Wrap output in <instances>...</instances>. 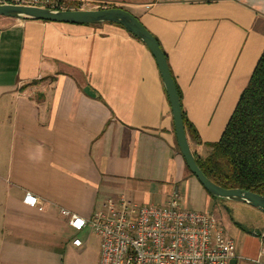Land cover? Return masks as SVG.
Here are the masks:
<instances>
[{
  "label": "crops",
  "instance_id": "obj_1",
  "mask_svg": "<svg viewBox=\"0 0 264 264\" xmlns=\"http://www.w3.org/2000/svg\"><path fill=\"white\" fill-rule=\"evenodd\" d=\"M50 1L121 8L140 21L166 55L202 143L191 151L202 155L264 50V0ZM196 181L144 44L110 23L0 17V264H65V251L83 242L72 244L76 231L61 210L89 218L120 195L165 205L184 186L204 191ZM25 193L41 205H24ZM260 232L237 236L234 264H264Z\"/></svg>",
  "mask_w": 264,
  "mask_h": 264
},
{
  "label": "built area",
  "instance_id": "obj_2",
  "mask_svg": "<svg viewBox=\"0 0 264 264\" xmlns=\"http://www.w3.org/2000/svg\"><path fill=\"white\" fill-rule=\"evenodd\" d=\"M2 1L56 6L50 0ZM22 202L30 208L41 205L31 193H25ZM60 213L74 231L88 228L99 238L97 264H229L233 258L235 242L225 236L218 218L208 211L182 208L176 190L165 205H141L120 195L107 198L89 218L66 210ZM72 244L79 247L82 243L75 239Z\"/></svg>",
  "mask_w": 264,
  "mask_h": 264
},
{
  "label": "trees",
  "instance_id": "obj_3",
  "mask_svg": "<svg viewBox=\"0 0 264 264\" xmlns=\"http://www.w3.org/2000/svg\"><path fill=\"white\" fill-rule=\"evenodd\" d=\"M55 4V9L77 8L74 3ZM176 90L180 99L177 87ZM182 120L190 149L202 145L183 111ZM205 148L203 155L191 152L208 180L224 189H242L264 196V50L220 139L205 144Z\"/></svg>",
  "mask_w": 264,
  "mask_h": 264
},
{
  "label": "water",
  "instance_id": "obj_4",
  "mask_svg": "<svg viewBox=\"0 0 264 264\" xmlns=\"http://www.w3.org/2000/svg\"><path fill=\"white\" fill-rule=\"evenodd\" d=\"M0 17L15 20H34L52 23L98 25L104 23L122 27L127 33L139 40L148 49L161 76V80L171 108L174 134L177 147L188 171L195 177L205 192L214 198L242 203L264 214V196L242 189H224L210 180L197 167L186 138L180 99L168 64L154 36L129 12L121 8H101L96 10H63L28 5H17L0 0ZM231 260L229 264H234Z\"/></svg>",
  "mask_w": 264,
  "mask_h": 264
},
{
  "label": "rangeland",
  "instance_id": "obj_5",
  "mask_svg": "<svg viewBox=\"0 0 264 264\" xmlns=\"http://www.w3.org/2000/svg\"><path fill=\"white\" fill-rule=\"evenodd\" d=\"M197 182V181H196ZM199 184V183H198ZM198 186H201L200 184ZM202 188L203 187H199ZM201 190V189H200ZM204 191H196L191 186H184L179 190L184 209L212 213L219 219L225 233L235 241L237 236H245L247 232H260L264 235V214L248 205L214 199L208 195L205 199ZM76 237L83 242V247L77 251H68L65 264H97L99 258V238L88 228L76 232ZM237 241V240H236Z\"/></svg>",
  "mask_w": 264,
  "mask_h": 264
}]
</instances>
